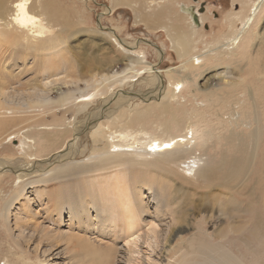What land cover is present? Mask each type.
Listing matches in <instances>:
<instances>
[{
    "label": "bare ground",
    "instance_id": "1",
    "mask_svg": "<svg viewBox=\"0 0 264 264\" xmlns=\"http://www.w3.org/2000/svg\"><path fill=\"white\" fill-rule=\"evenodd\" d=\"M235 1L240 4L239 9L231 8L223 15L214 35L210 34L212 42L205 45L202 35L208 34L201 27L206 14L199 12L197 1L110 0L109 7L104 8L108 12L128 7L135 13V24L141 23L154 34L162 32L179 68L161 70L147 61L148 43L129 42L109 29L105 35L114 44L109 49L113 51L116 47L125 58L127 69L111 72L112 66L108 65L101 72L92 69L79 75L71 68L69 60L72 59L63 57L64 41L49 0H0V147L8 153L0 159V185L3 180H11L6 191V185L0 186L2 229H7L13 202L24 197L29 185L36 199L45 196L42 209L51 213L55 221L62 222L63 215L68 217L64 238L65 251L72 254L70 264H214L209 259L211 255L217 256L221 264H246L244 257L231 249L238 242L254 253L249 237L239 234L242 228L228 220L226 229L216 233V240L212 239L206 230L207 217L197 219L178 210L180 199L173 196L182 189H172L175 182L170 177H181L183 173L185 180L188 173L197 180L213 178L206 171L209 130L201 120L203 117L193 111L182 120L173 109L185 91L193 102L198 100L195 73L207 62L235 57L254 41V30L264 13V0ZM194 15L197 24L193 21ZM201 43L202 51L194 56ZM164 47L154 49L160 60L167 52ZM28 70L40 73L39 83L31 89H14L4 80L17 79ZM135 77L147 88V92L136 98L141 104L124 107L123 103L133 99L127 95L115 99L118 102L114 100L116 106L110 111H101L99 104L95 111L89 109L93 100L101 103L102 96L109 94L114 86L132 82L129 80ZM80 84L84 85L83 89ZM52 93H58L55 99ZM211 93L224 99L222 93ZM207 97L206 94L202 97L201 105L209 102ZM237 104L240 103L236 101L228 112L220 114L221 125H235L238 119L235 116L245 114ZM66 113L73 115L72 122L67 121ZM47 115L51 117L49 122L44 120ZM151 116L157 118L152 134L141 143L137 136L145 134V119ZM24 120L29 123L20 125ZM86 130L89 145L80 153L92 152L85 161L76 162L77 137ZM254 132L256 139L257 127ZM18 136L22 138V145L14 155L5 141ZM48 157L53 162L46 170L39 162ZM181 165L184 168L180 169ZM73 172L84 180V187L70 192L57 186L54 193L48 187L40 188V183L45 186L59 180L64 173ZM13 189L14 195L7 199ZM146 199L153 204L151 214H148L150 208L144 205ZM142 214L148 220L141 219ZM180 223H187L188 227H179ZM72 228L77 230L76 234L71 235ZM173 233L176 242L171 247L167 243ZM120 240L122 245L118 246ZM228 240L233 244L229 245ZM143 245L152 252L159 248L162 258L156 261L143 254ZM255 253L256 257H262ZM9 254L15 258L13 249ZM41 263L16 257L13 261L6 259L4 264ZM248 264L264 263L257 258Z\"/></svg>",
    "mask_w": 264,
    "mask_h": 264
},
{
    "label": "rangeland",
    "instance_id": "2",
    "mask_svg": "<svg viewBox=\"0 0 264 264\" xmlns=\"http://www.w3.org/2000/svg\"><path fill=\"white\" fill-rule=\"evenodd\" d=\"M193 1H197L199 11L203 12L206 8L204 11L206 15L203 16L205 18L204 25L201 27V31L208 34L202 35L205 45L212 42L210 34L214 35L216 28L221 24V18H224L223 15L231 8H235L237 11L240 7L238 1L234 2V0ZM48 4H51L56 11L54 15L56 26L58 30H61L60 36L64 41L63 57L72 59H68L71 62V68L79 75L86 74L92 69L101 72L108 65L112 66L111 72L121 73L127 69L125 58L116 47L113 48V51L109 49L114 47V44L105 35L109 29H114L113 32L117 34V37L129 42L139 40L148 43L147 61L154 66H160L161 70H177L179 68V62L169 49V42L165 35L162 32L151 33L141 23L135 24V13L128 7H119L108 12L104 8L109 7L110 0H49ZM97 24L105 29H100ZM254 32V41L247 45L240 54L235 57H223L216 62L209 61L199 69L195 73L198 75L195 79L198 100L193 102L185 89V92L181 94L183 99L179 98V103L173 109L174 114L182 120H185L188 113L193 111L203 117L201 120L205 121L209 130V139L205 150V157L208 159L206 171H210L213 178L208 181L197 180L195 176L191 174L189 176L187 173L183 180V173L180 169L184 168V165H181L179 169L181 177L170 176L175 182L172 189H182L181 193L177 192L173 196L174 199H180L178 210L180 209L184 213L186 211L191 217L197 219L200 216L207 217L206 230L212 239L216 240V233L219 234L223 228L226 229L228 220H233L234 226L242 228L239 234L249 237L254 253L247 251L241 243L233 244L230 242L231 240H228V244H233L234 247L231 246V249L238 251L244 257L246 264L257 260V258L260 263H264V13ZM156 47L159 49L164 47L165 52L167 51L170 55L166 52L160 60L154 51ZM198 47L194 51V56L202 51V43ZM39 77V72L34 73L28 70L24 71L17 79L4 80L14 89H31L39 83ZM135 78L129 80L132 82L114 86L109 94L102 96L101 103L98 99L93 100L89 109L95 111L96 104H99L101 111H110L116 106L115 99L119 100L127 95L133 99L127 100L125 103L119 102L123 103L124 107L133 108L136 104H141L136 98L147 92V88L143 86L142 82L137 81V77ZM79 87L83 89L84 85L80 84ZM211 92L224 94V99L220 100L217 95L215 96ZM58 93H52L51 97L55 99ZM205 94L208 96L209 102H204L201 105L202 97H205ZM190 95L192 96V94ZM118 100L115 101L118 102ZM236 101L240 103L237 106L246 115L241 111L244 115L235 116L238 118L235 125L230 123L221 125L220 114L228 112ZM65 117L67 121L72 122V114L66 113ZM223 118L226 119L227 115H223ZM44 120L49 122L51 117L47 115ZM156 120L157 118H153V116L145 119L143 132L145 134L137 136L140 141L142 140L141 143L145 142L152 134L153 124L156 123ZM247 122L252 126L250 127ZM254 122H258V124L256 125ZM26 123L28 124L29 120H24L20 125ZM72 126L73 124L69 127ZM255 127L259 130L256 139ZM88 130L85 131L87 133L82 132L77 137L76 162L85 161L89 153L92 152L80 153L89 145L86 143ZM21 139V136H18L5 141L14 150L12 152L14 155H17L15 152H20L18 148L22 145ZM1 148L0 159L4 157L3 154H8L2 152ZM198 153L199 151L195 155L197 156ZM52 162V158L48 157L47 159L43 158L39 163L45 165L47 170ZM60 177L59 180H54L45 186L40 183V188L48 187L51 189V193L52 191L54 193V189L56 191L58 187L68 189L70 192H73L74 188L84 187V180L74 172L64 173ZM10 182L11 180H3L0 186L6 185V191L7 184ZM59 184L61 185L59 186ZM12 191L7 195V199L14 195V189ZM31 191L29 185L26 186L24 197L13 202L6 225L7 229H2L0 226V240H3L0 242V264H4L6 259L13 261L16 257H22L31 263L40 261L41 264H70L69 258L72 254L65 251L66 241L64 238V232L68 231V217L63 215L62 222L55 221L51 213L42 209L45 196L36 199ZM143 193L146 194V192ZM147 198L149 199L148 195ZM147 202L146 199L144 205L148 207L147 209L150 208L148 214H151L153 204ZM171 207L174 206L171 205ZM248 208L252 211L247 212ZM35 212L37 213L34 214ZM143 218L148 220L149 217L142 214L141 219ZM180 224L184 225L180 226ZM180 224L179 227H188L187 223ZM72 229L71 235L76 234L77 230ZM249 230L251 233H248ZM174 233L167 243V245L171 243V247L176 242ZM183 234H186V231H183ZM121 245L122 241L120 240L118 246ZM142 247L143 254L149 255L151 259L158 261L162 258L159 248H155L152 252L145 245ZM10 249L16 253L14 259L9 254ZM255 252L260 253L263 258L256 257ZM211 256L209 259L212 263L221 264V260L217 256Z\"/></svg>",
    "mask_w": 264,
    "mask_h": 264
},
{
    "label": "water",
    "instance_id": "3",
    "mask_svg": "<svg viewBox=\"0 0 264 264\" xmlns=\"http://www.w3.org/2000/svg\"><path fill=\"white\" fill-rule=\"evenodd\" d=\"M193 21H194L195 24H197L198 21H197L196 15L193 16Z\"/></svg>",
    "mask_w": 264,
    "mask_h": 264
},
{
    "label": "flooded vegetation",
    "instance_id": "4",
    "mask_svg": "<svg viewBox=\"0 0 264 264\" xmlns=\"http://www.w3.org/2000/svg\"><path fill=\"white\" fill-rule=\"evenodd\" d=\"M205 9H206V8H205ZM205 9H204V11H205ZM198 10H199V8H198ZM204 11H203V12H204ZM199 12H200V13H203V12H201V11H199Z\"/></svg>",
    "mask_w": 264,
    "mask_h": 264
},
{
    "label": "snow or ice",
    "instance_id": "5",
    "mask_svg": "<svg viewBox=\"0 0 264 264\" xmlns=\"http://www.w3.org/2000/svg\"><path fill=\"white\" fill-rule=\"evenodd\" d=\"M18 7H20V5H18Z\"/></svg>",
    "mask_w": 264,
    "mask_h": 264
}]
</instances>
